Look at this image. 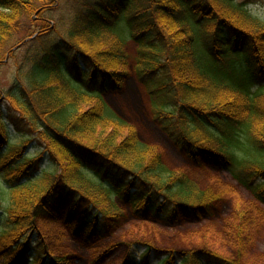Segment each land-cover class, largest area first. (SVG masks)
I'll list each match as a JSON object with an SVG mask.
<instances>
[{
	"label": "trees",
	"instance_id": "obj_1",
	"mask_svg": "<svg viewBox=\"0 0 264 264\" xmlns=\"http://www.w3.org/2000/svg\"><path fill=\"white\" fill-rule=\"evenodd\" d=\"M65 1L67 17L33 27L59 0H0V66L16 68L0 87L14 112L0 109V264H72L54 244L60 223L87 243L110 232L122 206L168 225L212 214L226 195L169 170L109 106L128 74L129 39L161 129L264 203V20L254 1ZM259 215L237 210L219 243L214 228L188 247L125 243L118 264H241Z\"/></svg>",
	"mask_w": 264,
	"mask_h": 264
},
{
	"label": "rangeland",
	"instance_id": "obj_2",
	"mask_svg": "<svg viewBox=\"0 0 264 264\" xmlns=\"http://www.w3.org/2000/svg\"><path fill=\"white\" fill-rule=\"evenodd\" d=\"M249 1H254L248 2L252 13L264 20V0ZM68 6L69 3L65 0H59V5H50L44 13L33 17V27L40 26L42 19L50 21V19L58 20L61 17H67ZM22 24L23 27H27L30 22L26 19L24 22L22 20ZM123 24V22L120 23V25ZM19 37H23V34ZM136 46L134 40H127L128 74L119 89L106 94L109 106L121 118L136 127L141 141L157 147L163 163L169 170L184 173L202 189L212 188L218 193L224 191L226 195L214 204L216 209L215 212L212 211V214L200 220L184 219L182 222L168 225L150 214L143 217L135 216L128 207L121 205L124 210L122 218L117 224L111 226L110 232L105 236L96 237L86 243L82 237L76 238L72 234L73 227L60 223V227L54 226L53 235L57 241L54 244L58 245L60 252L71 255L72 264H118L125 253V243L134 240H152L155 244L163 245L162 247H188L198 242L200 236H205L204 229L214 228L216 231L214 241L219 243L222 238L220 234H224L225 224L233 218L235 212L241 209L245 211L252 209L259 211L257 224L260 226L262 224V227L248 241L252 243L243 255L241 264H264V203H256L245 187L228 170L217 168L209 162H197L190 159L184 150L161 129L150 108L148 87L136 72ZM15 70L12 61L0 66V87L9 86L10 78L15 76ZM0 109L7 115L14 113L3 102V98H0ZM26 125L27 122L22 123L21 129ZM8 127L12 133H15L13 125L8 124ZM35 149L33 146L30 150ZM223 247H226L225 244ZM47 261L46 264H49Z\"/></svg>",
	"mask_w": 264,
	"mask_h": 264
}]
</instances>
